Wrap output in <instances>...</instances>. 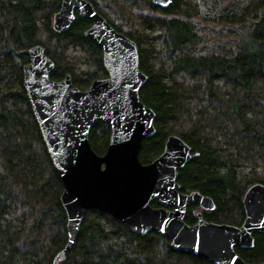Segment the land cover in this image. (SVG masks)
<instances>
[{
	"label": "trees",
	"instance_id": "trees-1",
	"mask_svg": "<svg viewBox=\"0 0 264 264\" xmlns=\"http://www.w3.org/2000/svg\"><path fill=\"white\" fill-rule=\"evenodd\" d=\"M138 49L147 79L141 101L155 113V133L142 140L138 158L149 164L168 136L182 139L197 157L178 170L182 193L209 197L214 209L191 203L184 222L240 226L243 198L264 185V0H87ZM61 0H0V264H52L68 233L53 167L23 86L29 50L40 46L58 81L69 75L83 90L106 77L101 49L83 32L91 22L75 18L52 26ZM110 129L95 122L91 149L105 154ZM158 207L156 201L150 203ZM254 246L235 248L245 262H264V233ZM58 264H213L171 248L156 232L139 235L108 213L88 210L73 246Z\"/></svg>",
	"mask_w": 264,
	"mask_h": 264
},
{
	"label": "water",
	"instance_id": "water-1",
	"mask_svg": "<svg viewBox=\"0 0 264 264\" xmlns=\"http://www.w3.org/2000/svg\"><path fill=\"white\" fill-rule=\"evenodd\" d=\"M152 2L164 8L171 0ZM75 11L91 22L83 35L101 49L107 76L92 80L83 90L72 85L69 75L52 80L54 63L40 46L29 50V62L22 68L27 99L62 182L60 201L68 239L52 264H58L73 246L84 215L91 209L108 213L136 234L163 235L171 248L213 264H250L235 248H253V235L264 233V185L254 184L246 191L240 226L207 221L200 213L193 225L185 223L186 207L191 203L214 209L209 197L182 193L176 182L178 170L197 154L182 139L170 135L158 157L146 165L139 161L142 140L155 133V113L139 96L147 77L139 69L137 46L87 0H61L53 29L58 33L67 30ZM98 121L110 129L102 156L94 153L88 141L89 130ZM152 201L159 206L152 207Z\"/></svg>",
	"mask_w": 264,
	"mask_h": 264
},
{
	"label": "flooded vegetation",
	"instance_id": "flooded-vegetation-1",
	"mask_svg": "<svg viewBox=\"0 0 264 264\" xmlns=\"http://www.w3.org/2000/svg\"><path fill=\"white\" fill-rule=\"evenodd\" d=\"M107 76V75H106ZM236 248H238V247H236Z\"/></svg>",
	"mask_w": 264,
	"mask_h": 264
},
{
	"label": "bare ground",
	"instance_id": "bare-ground-1",
	"mask_svg": "<svg viewBox=\"0 0 264 264\" xmlns=\"http://www.w3.org/2000/svg\"><path fill=\"white\" fill-rule=\"evenodd\" d=\"M165 237V236H164Z\"/></svg>",
	"mask_w": 264,
	"mask_h": 264
}]
</instances>
